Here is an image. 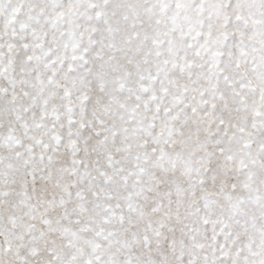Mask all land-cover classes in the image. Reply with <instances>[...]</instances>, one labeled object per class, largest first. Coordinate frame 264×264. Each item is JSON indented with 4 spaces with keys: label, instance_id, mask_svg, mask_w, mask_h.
<instances>
[{
    "label": "clouds",
    "instance_id": "1",
    "mask_svg": "<svg viewBox=\"0 0 264 264\" xmlns=\"http://www.w3.org/2000/svg\"><path fill=\"white\" fill-rule=\"evenodd\" d=\"M0 264H264V0H0Z\"/></svg>",
    "mask_w": 264,
    "mask_h": 264
}]
</instances>
